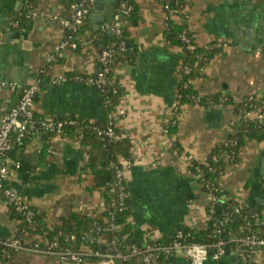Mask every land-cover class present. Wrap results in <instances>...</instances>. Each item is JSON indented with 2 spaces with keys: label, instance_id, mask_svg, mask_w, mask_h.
I'll list each match as a JSON object with an SVG mask.
<instances>
[{
  "label": "crops",
  "instance_id": "obj_1",
  "mask_svg": "<svg viewBox=\"0 0 264 264\" xmlns=\"http://www.w3.org/2000/svg\"><path fill=\"white\" fill-rule=\"evenodd\" d=\"M98 1L104 6L117 4V0ZM135 1L137 21L126 25V33L136 49L130 61L119 60L112 67L121 88L112 115L116 129L112 141L128 147L131 166H124L127 159L119 153L117 160L124 166L128 222L143 231L145 243L169 239L180 227H206L208 194L189 165L193 160L204 161L236 133V103L250 95L255 101L264 96V0H185L182 13L171 18L188 26L197 47L214 43L222 47L192 81L196 94L207 101L182 106L177 93L183 50L164 35L160 1ZM69 2L0 0V115L17 100V94H10L3 85L15 82L18 88L26 87L38 74L49 79L68 72H95L107 43L103 23L86 20L81 33L92 37L90 46L55 48L63 32L52 18L64 14ZM20 5L29 7L28 19L24 27L15 28L10 21L19 15ZM104 109L100 92L79 81L46 86L32 105L34 115L44 119L74 116L94 122L102 119ZM254 113L245 119H252ZM172 120L177 125L174 132L168 130ZM88 151L75 136H30L8 152L12 161L20 163L18 168L9 165L8 185L23 193L49 228L71 227L72 214L101 220L103 192L93 187L92 174L85 167ZM239 156L237 163L224 168L218 182L222 197L264 213V139L246 141ZM19 224L13 208L0 200V235H16ZM30 239L42 242L36 236ZM101 239L107 243V237ZM251 262L264 264V251L256 252ZM238 263L237 252L230 250L219 259L202 255L197 264ZM11 264L63 263L53 253L26 248L13 255ZM169 264L191 263L176 251L170 254Z\"/></svg>",
  "mask_w": 264,
  "mask_h": 264
},
{
  "label": "trees",
  "instance_id": "obj_2",
  "mask_svg": "<svg viewBox=\"0 0 264 264\" xmlns=\"http://www.w3.org/2000/svg\"><path fill=\"white\" fill-rule=\"evenodd\" d=\"M162 7L164 6L166 0H159ZM171 3V8H174V1H178V7L180 8L181 14L182 11L186 7L185 0H169ZM129 5H131L132 9L129 15L124 19V23L121 27V35L115 36L113 33L103 32L107 37V43L111 42L119 43L123 41L125 43L126 50L123 52H118L111 63V73L109 77L114 80V87L116 88V93H113L109 88L106 94H102L103 103H104V115L102 119L99 121H86L81 120L74 116H65L59 119L64 118H74L79 120L81 124L74 126H63L61 135L62 136H75L79 139L81 144L87 146L89 148L88 158L85 167L89 169L93 177V187L101 188L103 192V203H104V211L103 218L101 220H93L88 217H80L76 214L71 215V227H54L49 228L47 224L42 220L39 215L36 214L33 218L32 225L26 226L20 222L18 234L20 231L24 229L26 232L31 234V236H36L42 241H50L54 238L57 239V242L62 248H71L74 251H78L79 253L84 254L83 257L87 262L89 261H100L105 258L104 255L95 256L94 252H100V247L104 246L103 250L108 249L110 246V241L114 237L117 238L118 248L123 250L126 245L136 244L138 246H143V231L138 229L134 224L128 222V212H129V198L126 197L124 203L126 208L122 210H118L116 205H113V202L116 200L115 192L110 190V184L113 183L115 176V165L121 169V163L117 160V154H121L125 157V159L130 160L128 157V147L124 143H114L112 140H109L105 137H102L97 134L90 125L100 126L101 128L108 126V122L110 121L109 115L114 113V110L118 104L119 98L121 96V88L119 87L116 79H114L112 74V67L119 60H128L130 61L133 57V53L136 49L132 39L127 36L126 33V25L129 23H136L137 21V4L135 0H128ZM29 7L24 6L19 15L14 18L19 22V27H24L26 24V20L28 19L26 16L28 14ZM164 13L167 12L164 10ZM86 23V22H85ZM85 23L82 25L80 29V33L85 28ZM164 35L166 39H168L172 44L177 45L179 47H184L183 42L180 40V34L183 31H187L188 35L192 36V33L189 31L188 26L178 25L173 23L171 18L165 22ZM105 44V45H106ZM220 47H214L213 44H208L205 47L199 48L195 46L193 50H189L188 48H183V62L188 65L191 70L188 74H183L181 80L178 84V92L182 94V97L179 99V106H182L185 103L197 102L204 103L207 101V98L199 97L193 89L192 81L199 77L202 72V68L206 65L208 59H210ZM98 66V65H97ZM67 76L75 75L77 73L68 72L64 73ZM48 78H41V89L47 86ZM184 85H186L184 87ZM99 91V90H98ZM100 92V91H99ZM264 101V96H262L258 101L254 99L251 101H240L234 105L235 112H239L243 110L241 116L239 117V124L237 125L236 133L232 135L231 138L237 137V143L233 147H226L223 144L221 146L216 147L214 150L209 153L207 158L204 161H196L193 160L190 162L189 168L195 174L201 173L202 178L207 180L209 183L214 186H218V182L224 173V168L229 165H233L237 163L240 159L239 151L240 148L245 144L248 140H257L261 141L264 139V117H262V121L259 119H245V112L250 111H258L261 103ZM243 103H246L244 106ZM35 117H39L34 115ZM41 118V117H40ZM113 121V118H112ZM113 123V122H112ZM176 124L168 125V130L170 132H174L176 129ZM113 129H116L114 125ZM32 135H28L23 138L22 142L27 141L29 137ZM47 139H50L49 135H44ZM21 142L16 143L18 146ZM177 144V143H176ZM233 151V162L221 159L223 154L230 153ZM213 156L217 157L216 160L213 159ZM199 170V171H198ZM127 187V186H126ZM204 188V187H203ZM206 189V187L204 188ZM206 191V190H205ZM128 192V190H127ZM222 191H218L216 196L218 200L216 202V210L211 216H209L207 220L206 227L203 229H195L189 227H180L176 230H181L183 233V237L180 239L183 243H200L210 245L221 239L226 242V253L230 250L237 252V257L239 258V249L237 244L231 239L235 237L245 236L251 232H256L259 236L264 235V213L259 209H253L250 206H240V204L231 199V198H220L222 197ZM235 206L240 207V212L238 214H232V216L223 222V224L219 225L222 220L223 212H231ZM14 211V217L19 218L18 214ZM208 213V211H207ZM248 222V224H247ZM110 224H114L116 227H120V232L118 233L115 230H104L110 226ZM218 235L215 236V232L218 230ZM74 235V240H70L69 236ZM175 232L170 236L169 239H160L155 242H159L161 244H168L175 240ZM102 236L107 237V243L103 244ZM25 237V236H24ZM153 242V241H151ZM105 251V252H106ZM208 253L211 254L212 250L209 247ZM170 254H160L159 261L161 264H169ZM116 264H138L134 258L120 262L117 261ZM238 264H253L250 260L247 263L242 262L239 258Z\"/></svg>",
  "mask_w": 264,
  "mask_h": 264
},
{
  "label": "built area",
  "instance_id": "obj_3",
  "mask_svg": "<svg viewBox=\"0 0 264 264\" xmlns=\"http://www.w3.org/2000/svg\"><path fill=\"white\" fill-rule=\"evenodd\" d=\"M97 0H70L67 5L66 12L62 15L53 16V21L57 22L60 26V29L63 32L62 41L56 46V50H59L63 47H70L72 49L85 48L92 44V37L83 36L80 33L82 25L86 22L89 16L92 14ZM174 8H171V3L169 0H166L164 6L165 22L177 15L180 12L178 7V1H174ZM132 7L129 5L128 0H117V4L114 10L112 17L101 26L102 32L113 33L115 36L121 35V27L124 23V19L129 15ZM10 24L17 28L19 27V22L17 20H11ZM180 40L183 42L184 47L189 50L195 48L194 37L193 35H188L187 31H183L180 35ZM214 47H221L220 44L214 43ZM182 47L181 49L183 50ZM222 48V47H221ZM126 50L125 43L123 41L118 44L111 42L106 44L100 51L98 58V66L94 73L89 75H70L60 74L54 77H49L48 85H57L70 81H79L84 83L87 86L96 88L103 95L107 93L110 88L113 93H116V88L114 87V80L109 77L111 73V63L112 59L118 52H123ZM191 68L182 62L180 66V75L188 74ZM41 78L42 75L38 74L35 81L32 84H29L26 87L18 88L15 82L3 85L6 87L10 94H17V100L9 107L8 111L4 115H0V200H2L7 205L11 206L13 210L18 214V222L25 223L26 226L32 225L33 218L35 216V211L18 189H15L8 185L9 179V165H12L14 168H18L20 163L18 161H12L8 157V152L11 149L13 144L22 142L23 138L32 135H61L63 126H74L81 124L79 120L74 118H64L60 120L54 119H44L40 117H35L32 105L37 94L42 90L41 89ZM186 85H184L185 87ZM182 97L180 92L177 93L178 100ZM255 99L254 96H248L243 101H251ZM9 97L5 101H9ZM178 104V103H177ZM244 106L246 103H243ZM243 110L238 112L240 117ZM252 111L245 112L244 116L247 117L251 115ZM264 117V101L261 103V106L258 111H255L252 118L259 119L262 121ZM112 114L109 115L110 121L108 126L101 128L100 126L90 125L98 135L105 137L109 140H113L116 137L115 130L113 129L112 123ZM172 124L175 123V120H172ZM237 143V137L228 138L224 140L223 145L226 147H233ZM48 152H52L51 148H48ZM233 151L230 153L223 154L221 159H226L233 162ZM217 157L213 156V159L216 160ZM132 161L126 160L124 166H131ZM121 164V169L115 165V176L114 182L110 184V190L115 192L116 200L113 202V205H116L118 210L126 208L124 203L126 197H128L126 182L124 178L123 168ZM199 171V170H198ZM198 179L200 183L205 188L208 194V204L207 211L208 216H211L216 210V202L218 197L216 193L221 192L219 186H214L209 183L207 180L202 178L201 173H198ZM224 198V197H220ZM240 212V207L235 206L231 212H223L222 220L219 225L223 224L224 221L228 220L232 214H238ZM248 224V222H247ZM120 227H116L114 224L104 230H115L118 233L120 232ZM215 232V236L218 235V232ZM25 236V237H24ZM31 234L26 232L24 229L20 231V234L14 236H1L0 235V264H11V259L14 254L17 252L26 249L33 248L35 250L42 249L46 252L53 253L57 255L63 264H86L87 261L83 257L84 254L74 251L71 248H62L59 246L57 239L54 238L50 241H36L30 239ZM175 240L168 244H161L159 242H148L143 246H138L136 244L126 245L123 250L119 249L117 246V238L114 237L110 241V246L107 251L103 250L102 252H94L95 256L104 255L105 258L100 260L102 263L116 264L117 261L125 262L132 258L138 262V264H161L159 261L160 254H172L176 251L182 253V255L191 263L197 264L201 259L202 255L209 254L208 248L210 247L212 253L210 254L213 259H219L226 253V242L218 239L210 245L200 244V243H183L180 239L183 237L181 230L175 231ZM70 240H74V235L69 236ZM237 244L239 249V258L242 262L247 263L252 256L260 251H264V235L261 237L256 232H251L245 236L235 237L231 239ZM106 251V252H105Z\"/></svg>",
  "mask_w": 264,
  "mask_h": 264
},
{
  "label": "water",
  "instance_id": "obj_4",
  "mask_svg": "<svg viewBox=\"0 0 264 264\" xmlns=\"http://www.w3.org/2000/svg\"><path fill=\"white\" fill-rule=\"evenodd\" d=\"M115 6H116V3H114V2H111L108 5L104 6L103 3H101L100 1L97 0V3L94 6L95 13L93 15H90L89 19L93 21L92 23H96V24L104 23V22L108 21L110 19V17H112V15L114 13ZM19 8H22V5H20ZM31 14H33V12ZM13 34L15 36L18 35V30H15L13 32ZM36 156L39 157V154H37ZM22 159H27V157L22 155ZM32 159H34V158H32ZM263 175H264V173H263ZM100 251L101 252L103 251V247L100 248Z\"/></svg>",
  "mask_w": 264,
  "mask_h": 264
}]
</instances>
